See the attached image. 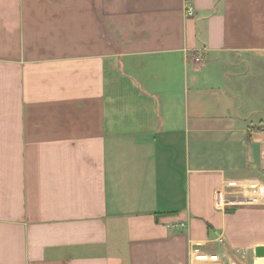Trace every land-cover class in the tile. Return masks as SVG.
<instances>
[{
  "label": "crops",
  "instance_id": "crops-1",
  "mask_svg": "<svg viewBox=\"0 0 264 264\" xmlns=\"http://www.w3.org/2000/svg\"><path fill=\"white\" fill-rule=\"evenodd\" d=\"M193 245L264 264V0H0V264Z\"/></svg>",
  "mask_w": 264,
  "mask_h": 264
},
{
  "label": "built area",
  "instance_id": "built-area-1",
  "mask_svg": "<svg viewBox=\"0 0 264 264\" xmlns=\"http://www.w3.org/2000/svg\"><path fill=\"white\" fill-rule=\"evenodd\" d=\"M185 13L187 16L193 15V9L191 5L185 6ZM221 200V197L219 198ZM216 245L222 244V239H218L214 242ZM236 255L243 256L244 253L236 251ZM190 264H237L234 257L229 258L227 254H221L218 251L203 250L200 245H193L190 250Z\"/></svg>",
  "mask_w": 264,
  "mask_h": 264
},
{
  "label": "water",
  "instance_id": "water-1",
  "mask_svg": "<svg viewBox=\"0 0 264 264\" xmlns=\"http://www.w3.org/2000/svg\"><path fill=\"white\" fill-rule=\"evenodd\" d=\"M254 256H255L256 258L264 257V248H262V247L256 248V249L254 250Z\"/></svg>",
  "mask_w": 264,
  "mask_h": 264
},
{
  "label": "rangeland",
  "instance_id": "rangeland-1",
  "mask_svg": "<svg viewBox=\"0 0 264 264\" xmlns=\"http://www.w3.org/2000/svg\"><path fill=\"white\" fill-rule=\"evenodd\" d=\"M259 117V116H258ZM239 262V261H238Z\"/></svg>",
  "mask_w": 264,
  "mask_h": 264
}]
</instances>
